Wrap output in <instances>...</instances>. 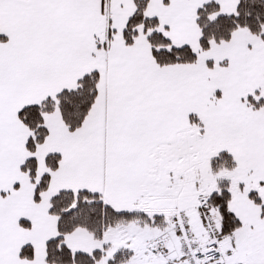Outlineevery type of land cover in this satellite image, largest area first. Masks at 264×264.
<instances>
[{
	"label": "snow or ice",
	"instance_id": "6c2138e0",
	"mask_svg": "<svg viewBox=\"0 0 264 264\" xmlns=\"http://www.w3.org/2000/svg\"><path fill=\"white\" fill-rule=\"evenodd\" d=\"M0 264H264V0H0Z\"/></svg>",
	"mask_w": 264,
	"mask_h": 264
}]
</instances>
